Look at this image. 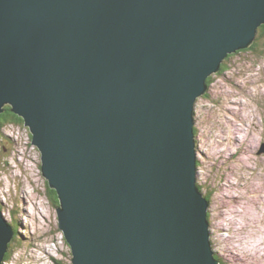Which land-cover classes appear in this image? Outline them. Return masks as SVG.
I'll list each match as a JSON object with an SVG mask.
<instances>
[{"label": "water", "instance_id": "1", "mask_svg": "<svg viewBox=\"0 0 264 264\" xmlns=\"http://www.w3.org/2000/svg\"><path fill=\"white\" fill-rule=\"evenodd\" d=\"M262 24L264 0H0V113L40 149L72 264H217L195 103ZM11 237L0 213V263Z\"/></svg>", "mask_w": 264, "mask_h": 264}, {"label": "rangeland", "instance_id": "2", "mask_svg": "<svg viewBox=\"0 0 264 264\" xmlns=\"http://www.w3.org/2000/svg\"><path fill=\"white\" fill-rule=\"evenodd\" d=\"M256 38L253 47L224 59L195 104L196 184L209 202V237L220 264L264 261L255 246L260 239L254 231L259 236L260 231L251 221L252 197L264 184V32ZM31 140L24 123L0 124V213L14 234L0 264H72L58 225L60 200L52 197L56 191L41 172L40 149ZM230 196L236 197L234 213ZM258 211L264 215V202Z\"/></svg>", "mask_w": 264, "mask_h": 264}, {"label": "bare ground", "instance_id": "3", "mask_svg": "<svg viewBox=\"0 0 264 264\" xmlns=\"http://www.w3.org/2000/svg\"><path fill=\"white\" fill-rule=\"evenodd\" d=\"M211 75V74H210ZM209 75V76H210ZM208 76V77H209ZM207 77V78H208ZM207 78H206V80H205V87H207L206 88V90H208L209 89V85H210V83L212 82V77H210V79L207 81ZM196 104V103H195ZM195 112V111H194ZM238 118H240V116L238 117ZM196 121V120H195ZM194 123V122H193ZM198 124V123H197ZM195 137H194V131H193V140H192V144H193V148H194V145H195V139H194ZM198 138V137H197ZM218 147V146H217ZM194 150V149H193ZM195 154H196V152H195ZM197 165V163H195V166ZM195 178H196V180H194V182L195 183H197V175H195ZM194 178V179H195ZM262 181V180H261ZM231 183V182H230ZM198 184V183H197ZM237 185V184H236ZM255 185V184H254ZM262 186H263V188H258L259 186L257 185V188L258 189H256L255 191V195H256V197L254 196V197H252V204H253V209H254V217L251 219V221L254 223V228L255 229H257V230H259L260 231V236L254 231V234H256V236L255 237H258L260 240L259 241H257L256 243H255V246L257 247V250L258 251H262L263 253H261L259 256H264V215L263 216H260L261 214H260V212L258 211V204H259V202H264V184H262ZM261 187V186H260ZM233 189V188H232ZM262 189V190H261ZM253 194V193H252ZM251 194V195H252ZM230 195V194H229ZM251 197V196H250ZM230 199H232L233 198V200H230L231 202L229 203V207H230V211H232V213H234L235 212V210H237V209H232L231 207L233 206V205H235V203H236V197H233V196H230L229 197ZM56 206V205H55ZM234 207V206H233ZM252 207V206H251ZM208 208H209V202H208V206H207V210L205 211V213H204V215H206L205 217H206V222L208 223L207 224V230H208V232L210 233V223H209V218H208ZM1 212V211H0ZM215 213V212H214ZM213 213V216H212V218H214L213 219V221H214V223H218L219 225H218V228L221 230V229H223V226H222V224H221V221H219L218 220V218H217V216H218V213L217 214H214ZM253 213V212H252ZM257 213H258V215H257ZM255 214H256V216H257V218L255 217ZM260 214V215H259ZM218 220V221H217ZM7 223V222H6ZM238 223H239V221H238ZM8 224V223H7ZM245 224V223H244ZM11 227V226H10ZM12 228V227H11ZM238 228V227H237ZM250 228V227H249ZM254 228H253V230H254ZM239 229H240V227H239ZM215 230V229H214ZM241 230V229H240ZM252 230V229H251ZM13 231V230H12ZM244 234V233H243ZM14 234L12 233V236H13ZM233 238H235V236H233ZM13 241H14V239H13ZM208 242H209V244H210V254H211V256H212V258L217 262V264H220L219 263V260L215 257V252H214V249H213V247H212V243H211V239H210V237L208 238ZM251 245L253 246L254 245V243L252 242L251 243ZM259 245H262V248H260V246ZM255 247V248H256ZM234 250H236V249H234ZM263 260V259H262ZM24 264H27V263H24ZM262 264H264V261H262Z\"/></svg>", "mask_w": 264, "mask_h": 264}, {"label": "trees", "instance_id": "4", "mask_svg": "<svg viewBox=\"0 0 264 264\" xmlns=\"http://www.w3.org/2000/svg\"><path fill=\"white\" fill-rule=\"evenodd\" d=\"M263 32H264V24H262L258 27L256 35L263 34ZM258 38H256L254 40V42L252 44H250L248 47H253L255 44V41L258 40ZM256 44H257V41H256ZM243 49H245V48H243ZM209 77L207 78V81L210 79ZM3 108H4V110L0 113V124H5V123H12L15 125H22L23 124V119L19 115L13 113L10 110L9 105H5ZM52 197L56 202L58 201L57 196H56V192H54V190H52Z\"/></svg>", "mask_w": 264, "mask_h": 264}]
</instances>
